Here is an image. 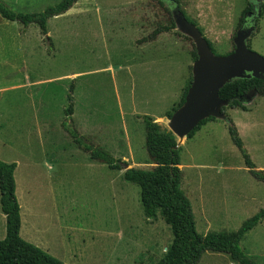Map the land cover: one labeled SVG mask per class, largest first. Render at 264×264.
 Returning a JSON list of instances; mask_svg holds the SVG:
<instances>
[{
  "label": "rangeland",
  "instance_id": "rangeland-1",
  "mask_svg": "<svg viewBox=\"0 0 264 264\" xmlns=\"http://www.w3.org/2000/svg\"><path fill=\"white\" fill-rule=\"evenodd\" d=\"M18 12H42L61 0H0ZM171 8L170 0H164ZM254 0H179L217 55L234 49V35ZM140 4V14L120 12ZM106 8L99 22L87 7ZM117 7V8H115ZM140 18V19H139ZM159 0H79L48 21L24 26L0 14V159L17 162L21 236L64 264H155L171 244L170 225L145 216L141 188L93 159L65 129L74 86L73 123L85 143L102 147L128 167L151 169L144 115L168 127L166 112L182 97L192 73L194 42L169 25ZM136 20V21H133ZM138 22V23H137ZM248 39L264 56V0ZM243 108H226L251 159L264 170V94ZM163 117L157 120L156 117ZM230 122L207 121L181 146V188L192 202L197 230H238L264 209V181L256 178L233 142ZM126 164H124L125 168ZM6 216L0 205V239ZM264 264V218L240 243ZM198 264H241L207 251Z\"/></svg>",
  "mask_w": 264,
  "mask_h": 264
},
{
  "label": "trees",
  "instance_id": "trees-1",
  "mask_svg": "<svg viewBox=\"0 0 264 264\" xmlns=\"http://www.w3.org/2000/svg\"><path fill=\"white\" fill-rule=\"evenodd\" d=\"M78 1L61 0L57 4L47 7L44 11L35 13L15 11L6 3L0 1V14L5 19L18 21L26 27L31 24H37L40 26L42 33L47 34L49 19L66 13ZM173 1L179 3V0ZM159 2L166 7L170 14V24L159 26L151 34L150 37L153 38H156L157 34L163 30L167 31L176 28V22L171 8L166 5L164 0H159ZM181 10L185 14L182 8ZM188 20L190 19L188 18ZM243 22L244 16L241 18L238 27ZM199 29L202 31L200 27ZM186 37L191 39L189 36ZM208 42L214 51L210 40ZM192 56L194 60L198 58L195 44L192 50ZM192 79L193 75L191 74L181 99L173 106L172 110L166 112L168 118L185 102ZM252 92L259 95L264 94V79L256 77L235 78L227 82L220 89L219 93L221 98L230 99L231 103L223 107V111L226 113L227 107H239L247 110L246 96ZM73 93L74 86L72 85L68 95L69 104L65 109L66 119L63 123L65 129L72 135L79 146L91 151L93 159L108 163L110 168H124L125 179L138 184L141 188V201L145 216L149 219L162 217L171 227L173 234L172 242L166 248L163 257L155 264H198L203 254L207 251L227 253L241 264H258L256 260L242 250L240 243L245 235L263 220L264 209H261L252 217L246 219L238 230L209 231L206 234L200 233L197 230L192 202L181 188L183 176L180 167L181 146H178L176 135L168 127L156 121L152 116L144 115L146 131L145 144L151 162L154 165L151 169H143L135 166L125 168V161L115 158L100 146H96L93 143H85V136L81 134L77 126L72 122L74 116ZM212 119H216V117L210 116L203 119L189 133L188 138L193 137L202 125ZM227 120L230 122L229 130L233 142L241 149L250 172L259 180L264 181V170L257 169L256 164L244 146L238 128L229 115ZM16 168L17 162H6L0 159V205L2 212L6 216V236L0 239V264H64L59 259L21 236L22 216L21 205L16 194Z\"/></svg>",
  "mask_w": 264,
  "mask_h": 264
},
{
  "label": "water",
  "instance_id": "water-1",
  "mask_svg": "<svg viewBox=\"0 0 264 264\" xmlns=\"http://www.w3.org/2000/svg\"><path fill=\"white\" fill-rule=\"evenodd\" d=\"M169 2L176 28L193 40L198 53L192 66L193 79L185 102L168 121V128L176 137L185 138L205 118L213 116L228 119L223 107L228 106L231 100L221 98L219 93L227 82L235 78L264 79V56L248 45V39L256 30L262 7L257 10L254 7L253 11L245 15L244 23L234 37L235 49L227 55H217L199 27L188 20L179 3L173 0ZM251 15H254L252 20H248ZM255 94H248L246 102L251 101Z\"/></svg>",
  "mask_w": 264,
  "mask_h": 264
},
{
  "label": "crops",
  "instance_id": "crops-1",
  "mask_svg": "<svg viewBox=\"0 0 264 264\" xmlns=\"http://www.w3.org/2000/svg\"><path fill=\"white\" fill-rule=\"evenodd\" d=\"M141 1V0H140ZM78 2H76L75 4H77ZM122 8H118L120 12H125V13H129L133 16V18H137V16H134V14H140L141 11H142V8H145L143 7L142 5L140 4H136V5H130L129 6H121ZM117 8V7H115ZM106 8H101L99 6H91V7H87V9L85 10L86 13H93L95 14L96 16V19L101 22V21H104V20H107L108 22H112V21H118L119 18L118 17H111L110 14L108 16H105V15H101L103 13V11L105 10ZM140 19V18H139ZM133 21H136V20H133ZM138 23V22H137ZM157 40V38H156ZM163 117L161 116H157L156 119L157 120H161Z\"/></svg>",
  "mask_w": 264,
  "mask_h": 264
},
{
  "label": "flooded vegetation",
  "instance_id": "flooded-vegetation-1",
  "mask_svg": "<svg viewBox=\"0 0 264 264\" xmlns=\"http://www.w3.org/2000/svg\"><path fill=\"white\" fill-rule=\"evenodd\" d=\"M252 6H253V8L255 7V9L257 10V8L262 7V1H260V0H254ZM253 10H254V9H252L251 11H253ZM251 11H248V12H251ZM253 16H254V15L249 16L248 20H252ZM244 20H245V19H244ZM243 23H244V22H243Z\"/></svg>",
  "mask_w": 264,
  "mask_h": 264
},
{
  "label": "bare ground",
  "instance_id": "bare-ground-1",
  "mask_svg": "<svg viewBox=\"0 0 264 264\" xmlns=\"http://www.w3.org/2000/svg\"><path fill=\"white\" fill-rule=\"evenodd\" d=\"M184 138H181V141L183 140Z\"/></svg>",
  "mask_w": 264,
  "mask_h": 264
}]
</instances>
